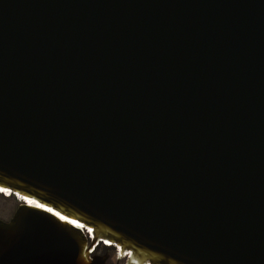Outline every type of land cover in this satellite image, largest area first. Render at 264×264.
<instances>
[{"label": "water", "instance_id": "obj_1", "mask_svg": "<svg viewBox=\"0 0 264 264\" xmlns=\"http://www.w3.org/2000/svg\"><path fill=\"white\" fill-rule=\"evenodd\" d=\"M0 188V264H264V0H0Z\"/></svg>", "mask_w": 264, "mask_h": 264}, {"label": "rangeland", "instance_id": "obj_2", "mask_svg": "<svg viewBox=\"0 0 264 264\" xmlns=\"http://www.w3.org/2000/svg\"><path fill=\"white\" fill-rule=\"evenodd\" d=\"M7 193V192H6ZM5 195L2 193L0 189V219L3 220H8L15 209L17 208L19 199L16 196H9V198L6 200L4 199ZM105 242V241H104ZM102 242L103 244H100L97 246V249L99 248L98 254L101 255V251L106 249L105 243L107 242ZM112 245L111 243H109ZM107 253L108 254V259L107 263L108 264H127L128 263V255L124 256L123 255H118V250L115 247L107 248Z\"/></svg>", "mask_w": 264, "mask_h": 264}, {"label": "bare ground", "instance_id": "obj_3", "mask_svg": "<svg viewBox=\"0 0 264 264\" xmlns=\"http://www.w3.org/2000/svg\"><path fill=\"white\" fill-rule=\"evenodd\" d=\"M1 189V191H2V193L3 194H6V195H12L11 194V192H10V190H5V189H2V188H0ZM7 192V193H6ZM16 197L19 199V200H23V197L21 196V195H19V194H16ZM29 202H32V201H30L29 200ZM73 224H75L77 227H80V228H83V226L81 225V224H79V223H73ZM89 234H90V232H91V230H88L87 231ZM102 241H104V240H101V243H102ZM108 240H105V242H107ZM110 242V241H109ZM109 242H107V244H109ZM112 244V243H111ZM105 246H112V245H105ZM118 250V249H117ZM119 253V252H118ZM125 253V255L124 256H127L128 255V253L127 252H124ZM118 255H120L121 256V254H118Z\"/></svg>", "mask_w": 264, "mask_h": 264}, {"label": "flooded vegetation", "instance_id": "obj_4", "mask_svg": "<svg viewBox=\"0 0 264 264\" xmlns=\"http://www.w3.org/2000/svg\"><path fill=\"white\" fill-rule=\"evenodd\" d=\"M104 241H105V240H104ZM104 241H102V242H104ZM107 242H109V241H107ZM104 243H105V242H104ZM109 243H111V242H109ZM100 244H103V243H100ZM100 244H99V245H100ZM99 245H98V246H99ZM105 245H109V244H106V243H105ZM112 248H113V247H112ZM107 250H108L107 248L104 249V250H102V251H101V255L106 254V253H107ZM98 251H99V248H98V249L96 248V249H95V252H96L97 254H98Z\"/></svg>", "mask_w": 264, "mask_h": 264}, {"label": "trees", "instance_id": "obj_5", "mask_svg": "<svg viewBox=\"0 0 264 264\" xmlns=\"http://www.w3.org/2000/svg\"><path fill=\"white\" fill-rule=\"evenodd\" d=\"M9 196H13V195H9ZM9 196H5V197H4V199H6V200H7V199L9 198Z\"/></svg>", "mask_w": 264, "mask_h": 264}, {"label": "built area", "instance_id": "obj_6", "mask_svg": "<svg viewBox=\"0 0 264 264\" xmlns=\"http://www.w3.org/2000/svg\"><path fill=\"white\" fill-rule=\"evenodd\" d=\"M94 248H95V246L91 249V252H93L94 251Z\"/></svg>", "mask_w": 264, "mask_h": 264}, {"label": "clouds", "instance_id": "obj_7", "mask_svg": "<svg viewBox=\"0 0 264 264\" xmlns=\"http://www.w3.org/2000/svg\"><path fill=\"white\" fill-rule=\"evenodd\" d=\"M9 196V195H8Z\"/></svg>", "mask_w": 264, "mask_h": 264}]
</instances>
